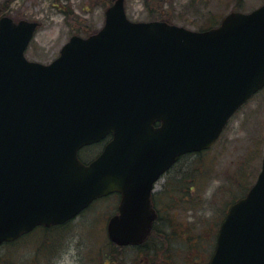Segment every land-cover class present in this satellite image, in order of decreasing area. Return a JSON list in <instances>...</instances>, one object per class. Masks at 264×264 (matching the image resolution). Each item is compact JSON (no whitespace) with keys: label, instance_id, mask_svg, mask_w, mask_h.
Masks as SVG:
<instances>
[{"label":"water","instance_id":"1","mask_svg":"<svg viewBox=\"0 0 264 264\" xmlns=\"http://www.w3.org/2000/svg\"><path fill=\"white\" fill-rule=\"evenodd\" d=\"M37 26L0 17V245L113 191L121 200L108 239L139 245L156 217L152 182L181 155L211 147L264 86V4L195 31L131 21L115 0L96 33L71 36L48 64L25 56ZM109 134L96 159L79 160L80 148ZM207 264H264V151Z\"/></svg>","mask_w":264,"mask_h":264},{"label":"rangeland","instance_id":"2","mask_svg":"<svg viewBox=\"0 0 264 264\" xmlns=\"http://www.w3.org/2000/svg\"><path fill=\"white\" fill-rule=\"evenodd\" d=\"M114 0H0V16L8 15L39 23L27 50L30 60L49 63L63 44L76 34L87 36L104 22L105 9ZM264 0H124L127 17L133 21L164 20L190 30L206 29L209 18L220 19L230 11H250ZM157 10L158 12H153ZM264 148V88L229 120L221 137L211 148L186 155L165 177L167 192L158 224L162 238L154 234L151 246L160 243L162 256L156 264H205L215 244L218 227L230 205V194L244 180L254 182ZM101 149L83 150L91 159ZM92 155V156H91ZM246 163L241 165L243 158ZM252 185V184H251ZM249 187V186H248ZM229 202V203H228ZM114 202L101 200L72 220L70 227L36 257V240L22 242L13 250L0 247V254L13 253L14 264H133L140 255L133 249L113 259L105 246L107 220ZM163 232H166L165 236ZM150 246V245H149ZM150 248V247H149ZM123 255V256H122ZM162 257L164 260L160 259ZM138 260V259H137Z\"/></svg>","mask_w":264,"mask_h":264},{"label":"trees","instance_id":"3","mask_svg":"<svg viewBox=\"0 0 264 264\" xmlns=\"http://www.w3.org/2000/svg\"><path fill=\"white\" fill-rule=\"evenodd\" d=\"M147 1L148 0H145V5H147ZM155 11L158 12L157 10H154L153 12H155ZM157 15H158V18L163 17V19H164L163 21L170 22L169 19L164 17L161 12H158ZM221 18L220 19H216V20H213L212 18H209L208 28L217 26L219 24ZM199 30H203V29H199ZM92 148H93L92 146L88 147V149H92ZM185 156H181L179 158V160L177 161V163L180 160H182ZM246 158H247V156L245 158H243V160L241 161V165H244L246 163V161H245ZM251 184L249 185V184H247V182H245L243 180L240 183L239 188L237 187V188H235V190H232L231 194H230L231 199L229 200V202L231 201L230 204H232L233 202L238 200L240 197H243L246 194V192L249 189V187L251 186ZM94 205H95V203L93 205H91L84 212H86L89 209H91ZM71 222H72V220H70L68 222H65L64 224H61V225H55V226H50V227H37L34 230H32L31 232L23 235L21 238L15 240L14 242H6V243H3L1 246H6L7 249L13 250L14 247L18 246L22 242H25V241H27V239L31 238V241H35L36 240L35 243H36V247H37V253H36L35 256L40 258L41 253H43L42 250L45 248V246L48 245L49 242H53L56 239L58 233H60L62 230H65V228L70 227V225H72ZM161 228H162V226H160L156 222L154 227H153V230L151 232L150 237L147 239V241H145L144 243H142L139 246H135V247H118V246H116L115 244H113L112 242H110L108 240H106L105 246L108 245V247L111 248L112 255L114 257L113 259H116V260L120 259L121 258V253L120 252L122 250L125 251L126 249H128V250L133 249L136 253L138 252V254L140 255L139 257L136 258V260H135V262L133 264H156L158 262L157 261L158 260L157 259L158 255L162 256L161 244L160 243L159 244L155 243L153 246H151V244H149V243H152V238L154 237L153 236L154 234H156V235L159 234V238L160 239L162 238V235H160L161 232H162ZM165 234H166V232H163L164 236H165ZM160 259L164 260L162 257H160ZM166 261L167 260H164L163 264H167ZM13 262H14L13 261V253L11 251L7 252V255H1L0 254V264H14Z\"/></svg>","mask_w":264,"mask_h":264},{"label":"flooded vegetation","instance_id":"4","mask_svg":"<svg viewBox=\"0 0 264 264\" xmlns=\"http://www.w3.org/2000/svg\"><path fill=\"white\" fill-rule=\"evenodd\" d=\"M155 126L158 125V123L154 124ZM112 139V135H107L105 137V139H103L102 141L94 144L97 146H101L100 151L95 154V156L89 160L87 159H82L81 160L84 163H89L90 161L94 160L95 158L98 157V155L101 153V151L103 150L104 146ZM84 149V148H83ZM83 149H81L79 152H81ZM85 150H91L88 148H85ZM92 156V155H91ZM80 157V156H79ZM176 164V163H175ZM175 164L169 168L164 175H161L160 177H158L157 179H155L151 185V189H150V193H149V198L151 201V207L155 210V212L157 213V219L154 221L155 222H159V218L160 215L162 213V211H166L168 209V206H165L162 204V200H163V196L166 195L167 192V185H168V180L166 179L167 177L164 178V176H166L167 174H169L172 170V168L175 166ZM111 200L114 202L115 206H114V210L112 211V216L115 215L118 212V207H119V202L121 200V193L119 191H113L111 193H109L108 195L101 197L95 201H93V203H91V205H93L94 203L96 204L97 202L101 201V200ZM90 205V206H91ZM107 224V223H106ZM106 224L104 227V230L106 229Z\"/></svg>","mask_w":264,"mask_h":264},{"label":"bare ground","instance_id":"5","mask_svg":"<svg viewBox=\"0 0 264 264\" xmlns=\"http://www.w3.org/2000/svg\"><path fill=\"white\" fill-rule=\"evenodd\" d=\"M175 163H176V162H175ZM175 163H174V164H175ZM174 164H173V165H174ZM173 165H172V166H173ZM172 166H171V167H172ZM171 167H170V168H171ZM73 219H74V217H73L71 220H73Z\"/></svg>","mask_w":264,"mask_h":264}]
</instances>
